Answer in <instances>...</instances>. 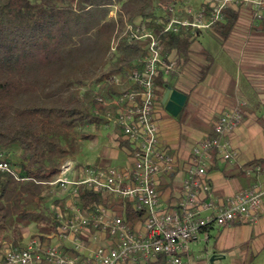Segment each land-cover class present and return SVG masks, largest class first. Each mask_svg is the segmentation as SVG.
Returning a JSON list of instances; mask_svg holds the SVG:
<instances>
[{
	"label": "trees",
	"instance_id": "obj_1",
	"mask_svg": "<svg viewBox=\"0 0 264 264\" xmlns=\"http://www.w3.org/2000/svg\"><path fill=\"white\" fill-rule=\"evenodd\" d=\"M172 7L185 17L190 0H0V155L19 178L0 173V255L25 248L20 241L10 244L7 235L22 240L29 225L36 226L35 239L44 247L52 246L49 237L60 236L59 215H71V197L50 184L77 153L79 131L106 126L109 115L116 117V108L99 99L110 101L127 90L126 78L146 57L148 41L130 39L128 28L153 33L164 56L175 50L178 60H188L196 36L165 33ZM237 20L238 12L229 9L226 21L217 25L221 38L230 35ZM164 73L156 78V89L168 87ZM114 131L118 148L132 156L131 142L119 127ZM77 201L90 214L103 207L128 223L142 217L129 201L86 187H80ZM95 233L91 228L78 238L86 243ZM68 254L82 256L75 249Z\"/></svg>",
	"mask_w": 264,
	"mask_h": 264
},
{
	"label": "built area",
	"instance_id": "obj_2",
	"mask_svg": "<svg viewBox=\"0 0 264 264\" xmlns=\"http://www.w3.org/2000/svg\"><path fill=\"white\" fill-rule=\"evenodd\" d=\"M210 6L199 11L187 8L181 17L175 8L165 25V33L178 34L181 31L199 33L212 30L226 21V13L232 7L249 5L256 18L263 17L262 0H206ZM129 38L148 41L146 57L140 68L132 70L126 78L129 88L121 91L113 100L99 102L116 108V117L108 120L119 127L124 138L133 145L129 165L122 168L106 169L67 162L60 168V175L50 185L60 186L65 196L71 197L67 210L71 214L62 219L59 238L68 241L73 238L75 248L81 245L79 235L87 237L91 228L96 233L91 236L97 241L101 236L109 237L108 246H99L87 255L71 256L63 253L59 245L44 247L33 240L24 249L13 248L5 252L2 264H191L188 258L190 245L211 227L254 223L261 208L263 193L258 187L249 192L229 198L222 205L212 200L207 180L208 169L214 152H223V159L234 162L237 154L229 149L227 136L232 134L242 119L240 109L219 117L214 127V135L196 144L192 149V161L188 166L183 184V200L178 209L164 210L158 190V179L164 173L174 171L175 159L160 146L156 108L159 104L155 80L161 70L170 74L175 62L165 59L162 46L156 36L141 27H129L125 33ZM120 84V79H116ZM0 173H13L11 165L0 155ZM86 187L93 192L111 195L116 199L129 201L133 211L142 214V232H136L124 216L119 217L103 207L95 213H86L78 206V191ZM205 197V198H204ZM209 216H203L206 211Z\"/></svg>",
	"mask_w": 264,
	"mask_h": 264
},
{
	"label": "crops",
	"instance_id": "obj_3",
	"mask_svg": "<svg viewBox=\"0 0 264 264\" xmlns=\"http://www.w3.org/2000/svg\"><path fill=\"white\" fill-rule=\"evenodd\" d=\"M262 1V18H256L249 5L230 8L238 12V20L226 39L219 35L217 25L212 30L193 33L196 37L189 47L186 62L178 60L175 50L170 56H164L166 60L175 62V69L170 74L164 73L168 87L157 86V97L171 88L187 98L177 117L166 111L160 102L156 108L160 146L175 159L174 171L164 173L158 179L162 208H179L184 196V180L193 158V147L214 135V127L220 116L237 108L241 110L242 119L238 128L226 138L229 149L237 157L234 162H227L223 159V152L213 153L207 177L211 190L205 201L212 200L222 205L227 199L255 187L263 193L261 208L254 223H237L222 229L209 228L190 245L188 258L191 264H224L227 260L229 264H253L255 259L264 254ZM130 161L131 158L123 163V167L129 165ZM252 162H256L257 166L250 167ZM209 214L211 211L208 210L203 216ZM129 224L136 232L144 229L141 219ZM49 239L52 246L59 245L66 255L72 249L76 250L73 238L62 241L58 236H53ZM87 240L89 242L86 243L79 240L81 255H87L99 246L107 247L109 243L108 237L104 235L96 242L91 238Z\"/></svg>",
	"mask_w": 264,
	"mask_h": 264
},
{
	"label": "rangeland",
	"instance_id": "obj_4",
	"mask_svg": "<svg viewBox=\"0 0 264 264\" xmlns=\"http://www.w3.org/2000/svg\"><path fill=\"white\" fill-rule=\"evenodd\" d=\"M204 0H190V8L195 11H199L201 7V3ZM115 125L110 121L106 126H96L92 125L89 127H85V129L80 130V134L76 139L77 143V153L74 154L72 164L74 165H97L101 168H122L123 163L129 161V156L126 155L124 150H120L118 148V143L115 141ZM82 134L91 136L89 140H83L80 136ZM55 187V185H53ZM56 188V187H55ZM54 188V193L52 197L49 199V206H52V201L54 196L57 194ZM22 240L18 239L17 234L12 232L8 233L10 244H18L20 241L24 246L33 241L38 231L35 225H29L24 227L23 229ZM7 249L0 255V263L3 261V256ZM224 264H229V261H225ZM253 264H264V254L259 256L254 260Z\"/></svg>",
	"mask_w": 264,
	"mask_h": 264
},
{
	"label": "water",
	"instance_id": "obj_5",
	"mask_svg": "<svg viewBox=\"0 0 264 264\" xmlns=\"http://www.w3.org/2000/svg\"><path fill=\"white\" fill-rule=\"evenodd\" d=\"M186 96L178 91H173L171 88H168L165 93L158 98V102L161 103L171 115L177 117L181 111V107L186 101Z\"/></svg>",
	"mask_w": 264,
	"mask_h": 264
}]
</instances>
